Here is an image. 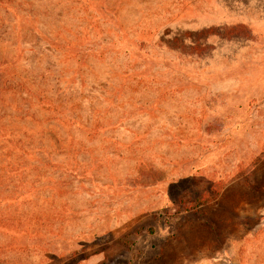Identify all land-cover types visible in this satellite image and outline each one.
I'll use <instances>...</instances> for the list:
<instances>
[{
  "label": "rangeland",
  "instance_id": "obj_1",
  "mask_svg": "<svg viewBox=\"0 0 264 264\" xmlns=\"http://www.w3.org/2000/svg\"><path fill=\"white\" fill-rule=\"evenodd\" d=\"M0 264H264V0H0Z\"/></svg>",
  "mask_w": 264,
  "mask_h": 264
}]
</instances>
